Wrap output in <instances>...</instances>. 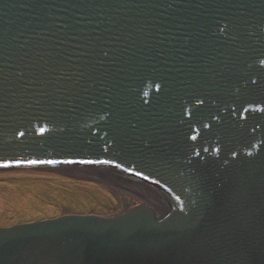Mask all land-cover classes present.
<instances>
[{"label": "water", "instance_id": "obj_1", "mask_svg": "<svg viewBox=\"0 0 264 264\" xmlns=\"http://www.w3.org/2000/svg\"><path fill=\"white\" fill-rule=\"evenodd\" d=\"M261 60L264 0H0V168L135 202L0 226V264H264Z\"/></svg>", "mask_w": 264, "mask_h": 264}, {"label": "rangeland", "instance_id": "obj_2", "mask_svg": "<svg viewBox=\"0 0 264 264\" xmlns=\"http://www.w3.org/2000/svg\"><path fill=\"white\" fill-rule=\"evenodd\" d=\"M111 185L39 167L0 168V226L66 214H110L123 210V198Z\"/></svg>", "mask_w": 264, "mask_h": 264}, {"label": "snow or ice", "instance_id": "obj_3", "mask_svg": "<svg viewBox=\"0 0 264 264\" xmlns=\"http://www.w3.org/2000/svg\"><path fill=\"white\" fill-rule=\"evenodd\" d=\"M260 63H261V64H264V60H261ZM197 102H198L199 104H204V103H205L204 100H200V99H198ZM261 111H264V109H262ZM217 118L219 119V117H217ZM207 126L212 127V125H207ZM21 135H23V133H21ZM217 151H220V149H217ZM30 163H35V161H30ZM49 163H55V161H49ZM105 163H107V161H105Z\"/></svg>", "mask_w": 264, "mask_h": 264}, {"label": "bare ground", "instance_id": "obj_4", "mask_svg": "<svg viewBox=\"0 0 264 264\" xmlns=\"http://www.w3.org/2000/svg\"><path fill=\"white\" fill-rule=\"evenodd\" d=\"M78 173V172H77ZM82 175V173H80ZM87 175V174H86ZM89 176V175H88ZM125 203H129L131 199L129 197L124 196Z\"/></svg>", "mask_w": 264, "mask_h": 264}]
</instances>
